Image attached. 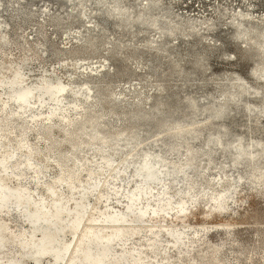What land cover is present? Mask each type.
Here are the masks:
<instances>
[{
  "label": "bare ground",
  "instance_id": "1",
  "mask_svg": "<svg viewBox=\"0 0 264 264\" xmlns=\"http://www.w3.org/2000/svg\"><path fill=\"white\" fill-rule=\"evenodd\" d=\"M63 1L69 5L68 1L70 0ZM86 2L95 4L96 6L93 7V9L97 12H104L105 14L107 13L108 15L116 17L119 26L127 27L136 22L139 24H146L149 29L155 30L160 37L166 34L173 41L176 40L180 34L188 37L199 35L200 29L212 31L217 24L215 17L209 18L208 20L202 19L199 23L201 25L200 27L199 24H196L189 18L175 20L176 18L170 19L167 17L169 20L159 19V16L153 15L152 11L162 7L163 1L161 2V0H143L137 9H134L133 5L127 4L125 0H75L74 3L78 9H76V7H73V9L76 12L67 10V14L62 16L58 12L48 13L43 11V15L51 17L57 24L63 21L69 24V19L73 15L78 16L82 20L85 19L83 16L90 17V21L93 23L87 25L82 31L77 32V35H74L77 40L76 47L78 48L76 49L78 50L85 49L93 51L102 43L105 46L106 52L110 54L118 47H121L115 40H102L103 26L99 27V22H97L96 19L93 21V16H88V12L84 10ZM2 6L3 3L0 1V9ZM29 13L31 14L32 12L29 11ZM218 14L223 15L225 12L218 9ZM230 17L234 19L230 22V27L233 30L231 34L232 39L240 43V46H237V49L232 53L231 59L237 61L249 60L251 62L249 79H245L239 72L223 74L220 81L217 82L220 88V98L218 96L216 101H211L207 105L203 103L204 106L202 107L198 106L196 100L192 96H188L186 101L189 108V113L187 115L189 119L182 118L180 120L168 121L163 116L164 113L158 111L156 113V120L158 126L161 128V132L157 133L149 140L150 144L153 146L159 143L164 147L157 151H154L152 147L144 149L139 147L141 144L140 124L134 123L130 119H128L125 125L120 129L108 131L100 130L99 124L102 119H104L105 116H114L116 111L114 108H108L104 105L98 110L94 109L95 111H92V106H90V102L87 103V101L90 100L92 102L94 89L89 83L83 82L78 88H68V85L60 79L52 81L50 78L42 76L36 84H33L34 82H29V78L23 70L22 63L16 66H8V68H11L10 75H0V122L1 119L8 120L9 115L13 113L10 111L11 104L16 105L18 109L27 108L30 104L41 107L44 106L48 99L59 101L67 94H72L85 101L87 105H83L85 108L83 107L80 111V125L77 128L73 127L69 130L62 131V134L59 135L60 138L55 135V127L50 123L51 120L49 122L43 121L42 123L44 126L41 128V136L36 137L37 140L33 146L29 145L30 143L27 144L24 142L25 140L22 141L11 138L9 130L0 127V136L9 137L11 144L19 148V151L20 149L23 151L19 154H25V160L23 161L25 166H30L34 162L37 163L38 168L35 169V175L40 171V168L48 167L51 165L50 162L53 161L54 164L52 165L58 167L60 171L53 183L62 184L71 194L67 193L70 196L65 197L63 195V190L56 187L58 184L55 185L51 182L47 185L44 184L46 186L45 191H47L46 195L49 201H47L44 195H41L39 198L35 197L28 188L21 183L20 179L24 171L17 172L14 176H10L3 171L2 168L12 156L13 146L11 148L2 149L0 151V186L3 188L4 193L9 192V194L12 193L18 197L19 200L11 199L24 209V217L26 221H28L30 229L27 231L25 228H22L16 232L9 225V219L0 218V264H30L28 257L32 259L31 264H44V259L46 258L50 259V264H175V261L170 255V250H176L177 259L181 258L182 254L187 251V249L183 247L187 231L194 223L200 226L198 230H193L195 231V236L196 233L198 234L200 231L206 232V230L212 227L218 230L221 229L227 235H234V230L238 224L245 222V219L252 216L254 208L249 207L244 201H247L246 198L251 193L264 196V124L260 122V117L264 118V24L261 25V22L264 23V15L259 17L260 21H254L247 16V14L241 12L240 9ZM98 27L100 29H98ZM93 30L97 32L93 33ZM147 41L151 42V45H149L150 47L157 48L158 50L163 49L162 45L160 46V40L157 41L158 44H153L156 41L154 39H148ZM202 42H205V40L202 39ZM205 45V49L201 52L200 56L196 58V63L204 70L208 68L205 62L206 54H208L213 46L217 47L221 44L215 42ZM76 49H71V47L68 48V50L71 51H75ZM162 57L159 58L162 59ZM108 58L109 57L106 56L105 60H109ZM82 59L84 58L73 57V62H66L63 60L62 65L67 67L72 74H76L78 68L81 69L85 67L86 70H88L87 66L79 64V61ZM173 62L175 67H178L179 60ZM99 67L100 69L98 68L96 70L90 67L96 72L94 73L92 70H89L90 72H88V74L94 77H101L106 73L112 72V70L107 69L104 62H102ZM82 73L85 72L82 71ZM176 73L175 69V74ZM155 88L157 91H162L164 89L161 84H158ZM133 89H135V91ZM130 90L136 92V88H130ZM3 93L6 94L4 100L1 98ZM29 93V99H27L25 103L17 101L19 96ZM114 95L115 93L112 91V87H108L106 97L110 100H116ZM132 96H134L135 105L145 102V100L149 98L148 94L142 95L140 91ZM173 99H175V97ZM182 103L184 104V102ZM231 104L234 105L233 109L230 108ZM141 105L142 104H140V106ZM151 106H153V104ZM237 108L245 110L247 119L244 126L242 125V131L233 134V123L231 124L228 121L225 122L224 119ZM144 111H146V109ZM52 113L53 110L48 111L49 115ZM201 113H206V115H204L205 117L203 119L198 120L196 117ZM234 113L235 112H233V114ZM49 115L44 119H51ZM143 117L145 118L146 115ZM235 120L237 119L233 121ZM246 139L248 141H246ZM5 140L7 141V139ZM196 140H201V143L197 141L199 143L198 146L192 144V142H196ZM85 145L95 146V150L101 153V157L104 161L103 167L98 169H87V175L90 178L99 174H104V177L101 175L103 177L102 179H98L96 183L94 182L97 192L92 201L89 202L85 200L88 193V186L82 181L80 176L81 161H83L84 158L78 156L81 148ZM123 148H127L128 150L120 158L115 159L116 155L121 152ZM216 151H219L225 158L230 157L233 167L245 163L246 175L239 176L234 185H227V179L220 175L214 182L208 181L205 188L195 194L194 192L199 186L198 179L207 175L202 174L203 172H199L201 167V156H205L206 160L205 165H202V171L214 167H217L220 171L224 168L222 165L223 162L218 163L219 166H214ZM242 151H245L246 155L237 162V157ZM172 152L178 154L182 152V154L179 158L173 160L172 157L171 159L169 158V154ZM24 154L22 156H24ZM132 165L139 183L138 185L136 184L137 186L135 189L128 190L126 195L128 199L124 208L135 210V215L139 214L142 217L145 216L146 220H148L149 214L151 217L153 213L157 212L156 218H152V222L123 223L119 221H110L109 218L120 211L108 210V206L99 207V203L105 201L103 197L106 195V192H104L103 187L106 186L108 177L113 174H123ZM145 167L151 168L152 172L155 174L150 180H143V169H145ZM242 179H245L243 181L246 184V191H248H245L242 193L243 195L240 196L241 192L244 190ZM164 180L169 181L168 185H165L164 188L162 187L163 190L160 191L155 199L157 202L154 203L152 202L153 193L155 192H153V184H160ZM178 181H183L185 184L184 189L176 186ZM212 183L219 189L215 195H213L214 193L210 195L211 192L209 190L213 187ZM63 186L61 187L63 188ZM75 188H80V194L77 197H75L76 195L74 196L76 193ZM172 188L175 189L173 190ZM113 190L115 191V189ZM2 197L3 194L0 196V201ZM22 198L23 200H21ZM208 198H210V204H207L208 207L201 212L202 220L191 222L190 217L193 211ZM25 199H28L29 203L23 206ZM8 202L9 201L6 203ZM230 202L235 205L232 206ZM139 204L142 205L139 206ZM238 209L243 210V213L240 214ZM34 213H38L37 215L41 218L36 224L31 221V215ZM241 216L244 217L243 221L228 220L237 219ZM215 217L220 219H214ZM54 218L57 219L53 220ZM42 220L44 222H42ZM149 234L150 236H148ZM138 235V239L141 242L140 247L132 246L130 240ZM161 235H167L169 238L168 244L163 247L161 244ZM105 240L111 241L106 242ZM46 242L51 244L49 247L50 250L58 253V256L50 251L42 254H35L38 247ZM12 246L17 247L16 251H11L9 253L10 255L7 257L2 256V252L7 249L10 250ZM211 246L212 251L205 257V264H233L228 258L222 256L224 247L222 243ZM159 254L162 255L161 259H158ZM241 254H243L244 257H238L239 261L245 259L247 260V264H252V262H250L251 260H249V256L245 255V252H241ZM189 264H192V259L189 261Z\"/></svg>",
  "mask_w": 264,
  "mask_h": 264
},
{
  "label": "rangeland",
  "instance_id": "2",
  "mask_svg": "<svg viewBox=\"0 0 264 264\" xmlns=\"http://www.w3.org/2000/svg\"><path fill=\"white\" fill-rule=\"evenodd\" d=\"M0 1L3 3V6L0 9V75L9 76L11 73V68H8V66H16L22 63L23 70L26 76L29 78V82H34L33 84H36L42 76H46L52 81L60 79L62 82L68 85V88H78L81 83L87 82L94 89L92 102L90 100L87 101V103L90 102L89 105L92 106V111L98 110L102 105L108 108L112 107L116 111L114 116H105V118L102 119L99 124V129L102 131L120 129L125 125L127 120L130 119L134 123L140 124L141 144L139 147L141 149L152 147L154 151L164 148L159 143L153 146L149 142L152 137L161 132V128L158 126L156 120V113L158 111L164 113L163 116L168 121L180 120L182 118L189 119L187 116L189 113V108L186 101L188 96H192L196 100L198 106L202 107L211 101H216L218 96L220 98V88L218 87L217 82L220 81V78L223 74H233L234 72H239L245 77V79H249L248 76L251 62L249 60L237 61L231 59L232 53L235 49H237V46H240V43H237L232 39L231 34L233 30L230 27V22L234 19H231L230 16H233L240 9L241 12L247 14V16L252 18L254 21H260L259 17L264 15V0H161V2L163 1L162 7L152 11V14L158 15L159 19L169 20V18H176L175 20H178L189 18L196 24H199L202 19L208 20L209 18L214 17L216 19L217 24L214 30L206 31L200 29V34L197 36L192 35L187 37L180 34L178 38L173 41L166 34L163 35V37H160L155 30L149 29L146 24H139L136 22L132 25H129L130 27L119 26L116 17L108 15L107 13L106 15L104 12H97L95 9H93V7L96 6L95 4L86 2L84 5V10L88 12V16H93L94 18L92 20L94 21V19H96L97 22H99V27L103 26L102 40H115L116 43L120 44L121 46L109 54L106 52L105 46L102 43H100L99 47L93 51L76 49L78 47H76L77 40L74 35H77V32L82 31L87 25H91L93 23L90 21V17L83 16L85 19L82 20L78 16L73 15L69 19V24H67L65 21L57 24L51 17L43 15V11L48 13L58 12L62 16L67 14V10L74 12L75 10L73 7L78 9L74 3L75 0H70L71 2L68 1L69 5H67L63 0ZM142 1L143 0H125L127 4L133 5L134 9H137ZM218 9L223 10L225 14L219 15ZM29 11L32 13L30 14ZM263 24L264 23L261 22V25ZM200 26L201 25L199 24V27ZM99 27L98 29H100ZM92 32L96 33L97 31L93 30ZM148 39L156 40L153 44H158L157 41L160 40V46L162 45L163 48L159 49L161 52L157 48L150 47L149 45H151V42H148ZM202 39H204L205 42H202ZM215 42H219L221 45L217 47L213 46L208 54H206L205 62L208 68L204 70L196 63V58L200 56L201 52L205 49V44ZM69 47L76 50H68ZM106 56L109 57V60H105ZM73 57L84 58L79 61V64L87 66L88 70H86L85 67H82L81 69H77L76 74H72L67 67L62 65L63 60L66 62H73ZM159 57H162L163 60ZM178 60V67H175L173 61L177 62ZM102 62L106 64L107 69L112 70L111 73H106L101 77H94L93 75L88 74V72H90L89 70H92L90 67H93L95 70L98 68L100 69L99 66ZM175 69L177 72L176 74ZM95 70L92 71L95 73ZM82 71L85 73H82ZM158 84L163 85L164 89L162 91H157L155 88ZM108 87H112V91L115 93L114 97L116 100H110L106 97ZM130 88H136V92L140 91L142 95L148 94L149 98H147L145 102L140 103L142 104L141 106L143 108L140 106V104L135 105L134 96L132 95H135L136 92H134L135 89H133L134 91H131ZM4 97H6L5 93L2 94V100H4ZM174 97L175 99H173ZM46 102L44 106L41 107H38L35 104H30V106L24 109H18L16 105L11 104L10 111L13 113L9 115L8 120L1 119L0 127L7 128L10 132L9 135L11 138L22 141L25 140L24 142L27 144L30 143L29 145L33 146L37 140L36 137L41 136V128L44 126L42 123L43 121L49 122L51 120L50 123L55 127V135L59 137V135L62 134V131L69 130L73 127L77 128L80 125V111L83 107L85 108L83 105H87L85 101L79 97H75L72 94H67L59 101L48 99ZM182 102H184V104ZM152 104L153 106H151ZM230 108L233 109L234 105L231 104ZM145 109L146 111H144ZM237 109L233 110L232 113L224 119L225 122L228 121L231 124L233 123V134H237L239 131H242L244 123H246L247 119V113L245 110L242 108ZM49 110H53L51 115L48 114ZM233 112L235 113L233 114ZM48 115L51 117V119L45 120L44 118ZM144 115H146L145 118L143 117ZM204 115H206V113H201L197 115L196 118L201 120L205 117ZM234 119L237 120L233 121ZM260 122H262L261 124H264L263 117H260ZM5 139H7V141ZM197 141L201 143V140H196V142L194 141L192 144L194 146H198L199 143ZM246 141L248 140L246 139ZM12 146L13 145L9 141V137L0 136V151L5 148H11ZM12 149L13 153L10 157L11 159L9 158V160L6 162V165L2 168L3 171L10 176H14L17 172L24 171V174L22 173L20 179L21 183H23V185L26 186L35 197L39 198L41 195H44L47 201H49L46 195L47 191H45L46 186L44 184L47 185L51 182L55 185L58 184L53 183L60 173L58 167L52 165L54 163L51 161V165L46 168H40V171L38 172L39 174L36 173L35 175V169L38 168L37 163L34 162L30 166H25L23 164V161L25 160V154L23 153L24 156H22L23 154H19L23 151L21 149L19 151V148H16L15 145L12 147ZM127 150V148H123V150L116 155L115 159L120 158L126 153ZM181 154L182 152L180 154L172 152L169 154V158L171 159L172 157L174 160L179 158ZM78 156L80 158H84L83 161H81L82 165L80 176L82 181L88 186V193L85 200L89 202L92 201L97 192L94 184L98 181V179H102L104 174H99L93 178H90L87 175V169H98L103 167L104 161L101 157V153L95 150V146L90 145L83 146ZM200 162L201 167L199 172H203L202 174L207 175H204L202 178L198 179L199 186L195 190V194H197L200 190H203L208 181L214 182L220 175L227 179V185H234V183H236V179L239 176L246 175L245 163L233 167L230 157L225 158L219 151L215 152L214 166H219L218 163L223 162V170L219 171L217 167H214L207 169L206 171H202V165H205L206 163L205 156H201ZM111 176H109L107 179L108 184L106 183V186L103 187L104 192H106V195L103 197L105 201H101L99 203V207L108 206V210L120 211L117 214H113L109 220L123 223L152 222V218H156L155 216L157 212L154 213V217L152 215L150 217L149 214V218L146 220L145 216L142 217L139 214L135 215V210L133 211L126 209V207L124 208L128 199L126 196L128 190L135 189L139 183L138 177L134 173L133 165L129 167L125 173L120 175L113 174ZM243 180L245 179H242L244 190L241 192L240 196L246 191V184ZM168 182V180H164L160 184H153V192H155L153 193L154 196L152 202H157L155 199L159 195L160 191L163 190L164 186L168 185ZM177 184L176 186L178 188L184 189L185 184L183 181H178ZM61 186L63 185L58 184L56 187L63 190V195L65 197H69L71 194L68 192V189L64 186L62 188ZM113 189H115V191ZM172 189L174 190L175 188ZM2 190L3 188L0 186V196L4 194V190ZM75 191L76 193L74 196H79L80 188H75ZM209 191L211 192L210 195L213 193V195H215L219 189L213 184L212 189ZM10 200L6 204L1 203L0 201V218L9 219V225L16 232L22 228H25L28 231L30 229V225L24 217V209L22 206L17 205L14 200ZM246 200L247 201H244V203H247L249 207L254 208V211L252 216L250 215L251 217L245 219V222L238 224L234 230V235H227L221 229L218 230L215 227H212L211 229H208L209 231L206 230V232L200 231L198 234L196 233V236L198 235L196 237L195 231L198 230L200 226L194 223L193 225L196 226L192 225L187 231L185 244L183 245L187 251L182 254L181 258L177 259L176 250H170V255L175 261V264H189L191 259L192 264H205V257L212 251L211 245L218 243H222L224 246L222 256L224 258H228L233 264H247V260L245 259H242L241 261L238 260V257H244L241 252H245V255L249 256V260H251L250 262H252V264H264V196H258L251 193L248 195ZM230 203L232 206L235 205L232 202ZM207 204H210V198L203 201L202 204L193 211V214L190 217L191 222L202 220L201 212L206 207H208ZM141 205L142 204H139V206ZM239 212L242 214L243 210H239ZM214 219L219 220L220 218L215 217ZM228 220L243 221L244 217L241 216L237 219ZM148 236H150V234ZM138 237L139 235L134 236L130 240V244H132V246L140 247L141 242L139 241ZM168 241L169 238L167 235H161L162 247L167 245ZM16 249V246H12L10 250H4L2 252V256L7 257L10 255L9 253L11 251H16ZM161 256L162 255L159 254L158 259H161ZM28 259L29 263L31 264L32 259L29 257ZM44 261V264L51 263L49 258L44 259Z\"/></svg>",
  "mask_w": 264,
  "mask_h": 264
},
{
  "label": "water",
  "instance_id": "3",
  "mask_svg": "<svg viewBox=\"0 0 264 264\" xmlns=\"http://www.w3.org/2000/svg\"><path fill=\"white\" fill-rule=\"evenodd\" d=\"M56 90V89H55ZM59 90V89H58ZM29 96H30V93L29 94H24V95H22V96H19L18 98H17V101L18 102H20V103H25V101L27 100V99H29ZM246 155V152L245 151H242V152H240V154L238 155V157H237V162H239L240 161V159H242L244 156ZM147 166V165H146ZM153 175H155L153 172H152V169L151 168H146L145 167V169H143V180H150V179H152L153 178ZM17 195V194H16ZM14 199V200H19L18 199V197H16L14 194H9V192H7V193H4L3 194V197H2V200H1V203H6L7 201H9V199ZM21 200H23V198L21 199ZM28 203H29V200L28 199H25V201L23 202V206L26 204V205H28ZM38 213H34V214H32L31 215V221H33L35 224L37 223V222H39L40 220H41V218L37 215ZM155 216V214L153 213L152 214V216ZM56 217V216H55ZM55 219H57V218H54L53 220H55ZM42 222H44L43 220H42ZM106 242H109V241H111V240H105ZM51 246V244L49 243V242H46L45 244H42V245H40L39 247H38V249H37V252L35 253V254H42V253H45V252H52L51 250H50V247ZM53 254L55 253L56 254V256H58V253H56V252H52Z\"/></svg>",
  "mask_w": 264,
  "mask_h": 264
}]
</instances>
